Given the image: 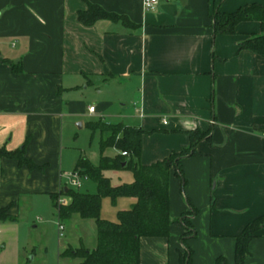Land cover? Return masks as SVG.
<instances>
[{"label":"crops","instance_id":"crops-1","mask_svg":"<svg viewBox=\"0 0 264 264\" xmlns=\"http://www.w3.org/2000/svg\"><path fill=\"white\" fill-rule=\"evenodd\" d=\"M142 1L0 0V208L9 206L13 217L0 220V264H33L39 237L31 228L58 217L53 197L69 184L64 138L71 119L142 129L138 161L144 165L194 144L197 154L180 159L183 188L174 168L168 179L171 220L190 204L197 209L190 215L194 232L185 236L191 264H214L219 256L234 264L236 236L264 216V57L239 47L264 34V21L242 20L233 33L215 32L214 0H158L152 9ZM88 3L127 16L134 26L109 19L85 25L77 13ZM251 4L264 7V0H221L219 9L231 13ZM20 149L34 167L7 155ZM119 153L108 147L102 155ZM124 172L130 171L103 173L111 184L131 182L121 180ZM91 182L87 193L96 192ZM121 198L117 211L135 201H111L117 207ZM66 220L59 235H74L76 245L70 238L60 242L55 264L69 258L80 264L64 253L94 249L95 220L78 214ZM89 230L90 246L80 235ZM186 231L173 222L168 237H140L139 264H182ZM248 251L245 264H264V224ZM40 259L37 264H47Z\"/></svg>","mask_w":264,"mask_h":264},{"label":"trees","instance_id":"trees-1","mask_svg":"<svg viewBox=\"0 0 264 264\" xmlns=\"http://www.w3.org/2000/svg\"><path fill=\"white\" fill-rule=\"evenodd\" d=\"M221 0H214L212 14L215 32L233 33L235 25L242 20L256 19L264 21V7L258 4L245 5L231 13L219 9ZM77 18L85 25H91L98 19L122 21L127 26H134L127 16L109 12L97 4H87V9L78 11ZM241 49H249L264 57V34L256 35L239 45ZM88 127L98 131L101 135L99 149L100 159L93 165L87 158L78 159L74 170L82 177L96 183V192H80L64 187L59 194L68 197L66 204L57 207L60 220L68 219L72 214L81 218H92L96 225V245L89 250L85 247L68 249L64 254L79 257L80 264H139L140 237H168L169 226L173 223L181 224L187 231L181 236L184 250L180 252L182 264H191V250L185 244V236L192 234L194 229L190 222V215L197 209L191 206L176 220H171L168 212V179L169 171L174 168L175 174L181 179L183 188L185 179L180 169V159L185 155L197 154L194 144L179 152H173L168 157L154 163L144 165L138 161L141 148L143 130L122 123H106L103 121L89 122ZM114 147L122 153L114 157L102 155L108 148ZM4 150H0V154ZM22 150L7 153L18 159L19 164L28 167L35 165L22 155ZM104 170H127L132 173L133 180L129 183L111 184L104 175ZM134 197L135 201L128 209L117 211V220L110 221L100 216L101 202L109 197L114 202L118 197ZM57 195H54L55 200ZM9 206L0 208V220L13 219L8 213ZM264 224V216L249 222L239 235L236 236L234 249V264H245L248 254V243L256 236L258 229ZM214 264H227L223 256L216 258Z\"/></svg>","mask_w":264,"mask_h":264},{"label":"rangeland","instance_id":"rangeland-1","mask_svg":"<svg viewBox=\"0 0 264 264\" xmlns=\"http://www.w3.org/2000/svg\"><path fill=\"white\" fill-rule=\"evenodd\" d=\"M91 102H97V94L95 92H89ZM126 105L129 104L128 101H124ZM120 101L116 104L118 105ZM111 119V118H109ZM65 149H64V157L65 162L68 165L69 174L72 172V168H74L76 162L81 157L87 158L89 162L94 165L99 163L100 158V149H99V141L100 136L98 132H93L87 125L86 118H77L71 119L69 123L65 126ZM123 181H131L133 179L132 174L130 172H124L121 174ZM113 178V177H112ZM116 177L113 178L115 180ZM118 181H113L112 184H117ZM92 184L91 180L85 179L82 177L81 185L79 187L72 186L68 184V188L75 189L80 192H86L91 190L90 185ZM94 185V184H92ZM93 188V187H92ZM94 190V189H93ZM93 192V191H92ZM67 198V197H66ZM125 198H121L117 202V207L111 201L109 197H105L102 201V210H101V217L107 218L109 220L116 221L117 220V209L121 208ZM34 221H36L33 218ZM48 221H36L35 223L38 225V228H31L32 236L39 237V240L36 243V253L37 258L33 262V264H37L40 262V258H44L47 260V264H55L56 262V252L57 247L60 242H64L66 238L72 239L74 245H76L75 236L70 235H59L60 230H58V223L61 222L63 224L68 223L66 219L60 220L54 215V217H49L46 219ZM34 223V224H35ZM33 223H31L32 225ZM75 228V225H74ZM72 229V233L78 232L79 229ZM63 234L66 233L65 230L62 231ZM84 244L90 246L94 242V234L92 230L86 231L84 234H80ZM79 236V235H78ZM44 243V245H43ZM78 243V241H77ZM40 257V258H39ZM67 262H63L64 264H75V259L69 258L66 260Z\"/></svg>","mask_w":264,"mask_h":264},{"label":"built area","instance_id":"built-area-1","mask_svg":"<svg viewBox=\"0 0 264 264\" xmlns=\"http://www.w3.org/2000/svg\"><path fill=\"white\" fill-rule=\"evenodd\" d=\"M143 7L145 9H152L157 3L158 0H143ZM88 110L92 112L94 110V105H91L88 107ZM123 155H127L125 151L122 152ZM81 179L82 175L74 170L70 174H68V183L71 184L72 186L79 187L81 185ZM68 201L65 196L62 194H58L56 199H55V205L59 207L60 205L66 204ZM58 229L61 231L63 229L62 224L59 222L58 223ZM62 232H60L61 234Z\"/></svg>","mask_w":264,"mask_h":264}]
</instances>
